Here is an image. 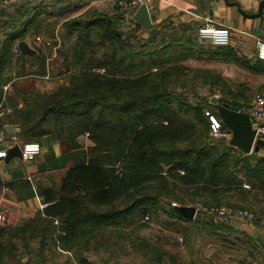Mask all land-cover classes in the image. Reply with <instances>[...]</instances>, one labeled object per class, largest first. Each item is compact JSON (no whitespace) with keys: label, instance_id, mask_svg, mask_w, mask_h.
Instances as JSON below:
<instances>
[{"label":"trees","instance_id":"1","mask_svg":"<svg viewBox=\"0 0 264 264\" xmlns=\"http://www.w3.org/2000/svg\"><path fill=\"white\" fill-rule=\"evenodd\" d=\"M41 2L20 0L0 21L5 30L0 104L11 106L10 122L19 126L20 139L51 135L81 158L58 181L37 188L44 208L20 224H0V264L22 252L34 258L33 264H51L56 249L87 264L82 251L109 243L112 234L124 231L121 224H133L140 216L162 211L175 222H191L189 230L231 227L215 224L200 209L194 218L185 217L174 205L231 206L237 196L263 201L264 155L244 153L228 138L211 135L206 111L217 116V109L199 94L207 83L210 91L223 86V78L185 63L202 55L193 33L178 34L166 24L161 28L172 32L151 26L147 37L138 38L124 34L121 16L70 17L63 24L69 47L60 50L66 80L42 90L34 77L15 82L19 74L13 69L16 59H29L43 68L31 69L30 75L44 72L42 53L13 50L39 24ZM14 16L21 17L18 26ZM8 81L11 91L4 98L2 86ZM86 134L91 144L84 148L80 139ZM97 236H102L100 244ZM151 247H138L141 256L153 253L152 264H165L159 248Z\"/></svg>","mask_w":264,"mask_h":264},{"label":"crops","instance_id":"2","mask_svg":"<svg viewBox=\"0 0 264 264\" xmlns=\"http://www.w3.org/2000/svg\"><path fill=\"white\" fill-rule=\"evenodd\" d=\"M19 1L0 0V21L7 12L17 6ZM232 2H238L246 12H253L257 10L260 0H154L150 9L151 26L159 29L167 24L171 28H176L178 34L193 33L202 55L198 58L186 59L185 63L193 68L215 70V72L218 71L224 75L225 83L229 81L235 84L233 87L232 85L228 86L235 91V95L232 96L225 91L226 101L224 102L241 106L250 102L253 95L264 88V61L258 59L255 47L257 39H264V8L261 15L248 17ZM41 3L42 5L38 7L40 14L37 17L39 21L37 25L49 23L55 28L53 37H47L43 41L44 47L51 46L49 51L44 49L40 52L46 60L49 59V56L53 58L56 55V46L53 42L60 44L67 40L63 36V24L65 20L74 16L88 18L102 14L115 20H117V16H121L125 35L133 33L138 38L148 36L149 29L143 27L135 18L138 7L130 10L129 14H121L104 0H42ZM2 13H4L3 16ZM208 23L215 27H228L231 33L229 44L217 46L209 40L200 38L198 28ZM184 28L186 31H183ZM59 31L60 34L61 31L63 32L62 38L58 34ZM138 33H140L139 36ZM23 40L33 49V54L39 52L37 48L30 45L28 38ZM51 43L53 44L51 45ZM214 49L219 53H216ZM30 76L36 77L35 81L40 82L49 77V75L45 77L47 74L39 76L31 74ZM63 76L65 74H61V78L57 82L65 81ZM54 81H50L47 85H36L42 90H49L58 85V83L53 84ZM251 85L253 86L251 87ZM206 86L208 87L209 84L207 83ZM251 88L257 90L251 94ZM6 102L0 104V133L5 136L15 135V142L21 146L23 140L16 135L19 126L17 123L10 122L11 118L6 112L9 105ZM217 116L221 120L219 115ZM9 124L18 130L13 133L9 132L5 128V125ZM225 129L230 133L227 137L229 140L231 132L228 127ZM36 140L40 142L42 150L35 159L25 160L23 157H14L8 161H5L4 158L0 159V208H5L8 211L6 223L18 216L16 210L18 206L36 210L41 208L44 202L37 193V188L58 181L65 169L75 159L81 158L79 155L76 158L75 152H70V149H66L51 135H43ZM80 141L84 148L91 144L87 135L82 136ZM252 152L264 155V146H260L257 151ZM212 220L215 224H226L219 220ZM239 222L242 220L227 224L231 227H192L190 229L192 234L185 235L184 243L177 249L178 257L166 261L165 264H264V227ZM181 223L191 227V222L182 221ZM192 236L198 239L193 238L188 241Z\"/></svg>","mask_w":264,"mask_h":264},{"label":"rangeland","instance_id":"3","mask_svg":"<svg viewBox=\"0 0 264 264\" xmlns=\"http://www.w3.org/2000/svg\"><path fill=\"white\" fill-rule=\"evenodd\" d=\"M38 1L39 0H33L34 3ZM132 9L133 8L131 7L129 9L118 10V12L121 14H129L128 12H130V10ZM253 12H256V11H253ZM13 18L14 19L12 21L14 22L15 20L16 22L14 24L18 26V23L20 21L19 19H21V17L14 16ZM54 29H55L54 26L49 23H45V24L40 23V26L37 25L36 27L29 29V31L27 32L28 35L24 39L28 38L30 45L33 48L34 47L37 48L39 52H42L44 49L49 51L51 49V46L47 45L48 47H44L43 41H45L44 39H47V37L49 38L51 36L53 37ZM159 29L164 30L163 28H159ZM3 32H5L4 28H0V38L4 37ZM164 32L169 33L172 31L164 30ZM58 34L60 35V38H62L61 34H63V32L61 31V34H60V31H59ZM139 34L140 33H138V36ZM38 35L41 37L38 38L37 37ZM139 38H145V37H139ZM20 40H23V39H20ZM53 43H55V46H56V55L53 56V58L49 56L48 57L49 59L47 60L45 59L46 61H45V67H44V72H43L44 75L47 74V76L45 77H48V75L49 77L47 79H43V81L41 82L34 81V84H37V85L46 84L47 85L49 84L50 81H54V80L56 81H54L53 84L54 83L60 84L57 81H59V79L61 78V74L62 75L64 74L63 66H62L63 56L61 55L60 50H62L63 48L65 50V47L68 48L69 43L67 41L60 43V44H57V42H53ZM53 43H51V45ZM13 47H14L13 50L17 51L19 49L18 43H15ZM37 66L38 65L36 62H32L29 59L27 60L23 59V61L16 59L15 63L13 64V69H14V72H18L16 74H19V76H16L18 79L15 78L16 79L15 82L17 81L30 82L31 81L30 79L33 78L30 76V72L32 71L31 68L37 67ZM38 68L39 69L37 70L39 71L43 70L41 66H38ZM59 73H60V76H59ZM216 73L219 74L223 78L222 79L223 86L213 88L212 91L208 90V87H202L200 90V94H199V97L208 98L212 105H213V102L211 101V99L215 97L216 93L219 94L218 98L219 97L225 98L224 95L226 92L228 94H231L232 96L235 95L234 92H231L230 89H228V86L232 85L233 87L235 86V84L229 81L225 83L226 77L222 75L221 73H219L218 71H216ZM34 78L36 79V77ZM63 78L64 80H66L65 76H63ZM7 83H8V87L7 89H5L6 93L11 91L10 81L6 82L5 84ZM252 84L254 85L255 83L253 82ZM4 85L2 86V88L4 87ZM253 85H251V87ZM51 86H52V83H51ZM253 89L251 88L252 90L251 94H253L257 90V89L256 90H253ZM6 93H5V96H6ZM189 97L191 98L193 96H189ZM218 98H217V101H219ZM9 108H11L10 105H9ZM207 108L210 109L209 107ZM7 109H6V112L10 114V112L7 111ZM229 134L230 133H228V135L227 136L225 135L224 137L227 138ZM211 135L214 136L213 134ZM224 137H221V138H224ZM244 186L249 187V184H244ZM260 198L262 197L261 196L258 197V200H260ZM242 199L243 198H241L240 196H237L236 198L231 199V206L230 205H226V206L231 207L233 209L245 208V209L253 211L254 215L257 217V219H259L258 221L256 222L254 220L252 222L242 221L239 223H246V224L250 223L252 225L257 224L258 226L264 227V199L263 201H258V200L256 201L254 199H249L248 200L249 202L242 200ZM188 205L196 206V212L198 211V209L201 210L202 206H206V205H201L200 203L188 204ZM44 207L41 206V208H44ZM16 210L18 211V214H17L18 216L13 217L8 223L10 224L13 223L16 225L20 224L25 219L32 216L34 212H36V209L34 208H27L23 206H20V207L18 206ZM56 222L57 221H55V223ZM121 226L124 227V231L120 232V230L117 229L119 230V232L112 234L111 240L109 243H104L103 245L101 244L100 247L87 248L84 251H82V253H80V257H83L85 259V262H87V264L89 263L90 264H105L106 262L107 264H152V262L156 261L155 260L156 255L153 253L150 255V252H149L150 256L148 258H144L139 253V251L141 250H139L138 247L142 248L143 246L144 250L147 251L152 245H156V247L159 248L160 250L159 254L161 255L162 258L166 257V259L172 260L173 258L178 257L179 252L177 251V249L179 248L180 245L184 243L186 239L185 235L190 236L192 234L187 226L183 227L185 225L179 222H175L173 219L163 214L162 211L159 212L158 214L150 213L145 216H140L136 219V222H133V224H129V225L121 224ZM185 230H188V232L185 233ZM101 237L102 236H97L95 239L98 244L102 242ZM193 238H194L193 236L190 237L188 241L192 240ZM194 239H198V238L195 237ZM263 242H264V239H263ZM146 244L148 248H145ZM210 249L212 250V248ZM150 250L151 249H149V251ZM29 256L31 255L30 254L28 255L22 252L18 256H15L12 260H8L5 258L4 264H33L35 260L34 258L30 259ZM52 259L53 260L51 264H79L77 263L78 260L73 258L72 253L70 252L67 253L59 249H56V251H54Z\"/></svg>","mask_w":264,"mask_h":264},{"label":"built area","instance_id":"4","mask_svg":"<svg viewBox=\"0 0 264 264\" xmlns=\"http://www.w3.org/2000/svg\"><path fill=\"white\" fill-rule=\"evenodd\" d=\"M108 5L118 10L129 9L137 7L141 4H145L148 9H151V5L154 0H104ZM198 35L202 39L209 40L212 44L217 46H224L229 44L231 33L228 27L221 26L215 27L212 24H206L203 27L198 28ZM256 55L259 59L264 61V39H257L255 43ZM98 71L102 72L104 69L99 68ZM8 83L4 85V98L5 89H7ZM219 94L216 93L215 97L218 98ZM4 101V100H3ZM7 109V108H6ZM240 112L248 114L252 128L255 130V140H264V88L256 92L251 101L247 104H243L239 107ZM7 111L11 112V108L8 107ZM210 119L211 134L217 137H222L228 134L227 130L223 127V122L213 114H209L206 111ZM87 135V134H86ZM16 141V136L11 134L5 136L0 133V159H2L9 147H11ZM22 157L25 160L35 159L41 152L42 146L38 140L23 141L21 143ZM46 206V203L41 205ZM201 211L206 214L208 218L222 221L226 224H233L238 220L252 222L256 216L253 211L239 208L233 209L226 205H206L201 207ZM8 219V211L5 208H0V224H5Z\"/></svg>","mask_w":264,"mask_h":264},{"label":"water","instance_id":"5","mask_svg":"<svg viewBox=\"0 0 264 264\" xmlns=\"http://www.w3.org/2000/svg\"><path fill=\"white\" fill-rule=\"evenodd\" d=\"M239 10L248 17L259 16L263 12L264 0H260L256 12H246L241 8L238 2H232ZM135 18L143 25L145 28H149L152 24L151 10L147 8L145 4H141L138 7ZM18 47L23 52H34L25 40H20L18 42ZM213 104L217 109V113L221 118L222 122L228 127L231 132V137L229 139L230 144L237 147L244 153H250L252 151H257L260 146H264L263 139H254L255 130L252 128L250 118L248 114L235 110L225 102L217 101V97L211 99ZM5 128L13 133L18 128L13 125H5ZM14 157H22V150L19 143H14L8 148L6 155L3 157L5 161H8ZM175 209L185 217L194 218L196 215V206L194 205H174Z\"/></svg>","mask_w":264,"mask_h":264}]
</instances>
